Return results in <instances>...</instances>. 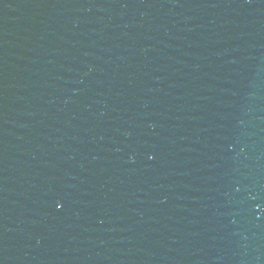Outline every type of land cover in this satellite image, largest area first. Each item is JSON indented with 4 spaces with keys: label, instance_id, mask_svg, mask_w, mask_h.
Here are the masks:
<instances>
[{
    "label": "water",
    "instance_id": "1",
    "mask_svg": "<svg viewBox=\"0 0 264 264\" xmlns=\"http://www.w3.org/2000/svg\"><path fill=\"white\" fill-rule=\"evenodd\" d=\"M0 264H264V0H0Z\"/></svg>",
    "mask_w": 264,
    "mask_h": 264
},
{
    "label": "snow or ice",
    "instance_id": "2",
    "mask_svg": "<svg viewBox=\"0 0 264 264\" xmlns=\"http://www.w3.org/2000/svg\"><path fill=\"white\" fill-rule=\"evenodd\" d=\"M60 205L59 204H57V207H59Z\"/></svg>",
    "mask_w": 264,
    "mask_h": 264
}]
</instances>
